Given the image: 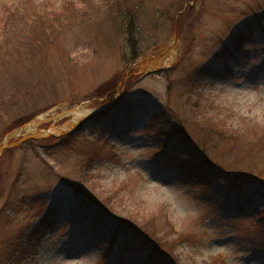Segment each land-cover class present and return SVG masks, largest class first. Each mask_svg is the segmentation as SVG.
Segmentation results:
<instances>
[{
    "label": "rangeland",
    "instance_id": "obj_1",
    "mask_svg": "<svg viewBox=\"0 0 264 264\" xmlns=\"http://www.w3.org/2000/svg\"><path fill=\"white\" fill-rule=\"evenodd\" d=\"M70 1L66 24L22 42L37 11ZM258 17L264 0H0V264H264V192L249 191L264 179V145L228 152L219 131L264 128ZM238 34L240 66L207 73ZM179 128L251 182L200 165ZM71 184L153 225L159 251L132 229L115 233Z\"/></svg>",
    "mask_w": 264,
    "mask_h": 264
},
{
    "label": "trees",
    "instance_id": "obj_2",
    "mask_svg": "<svg viewBox=\"0 0 264 264\" xmlns=\"http://www.w3.org/2000/svg\"><path fill=\"white\" fill-rule=\"evenodd\" d=\"M76 6L75 2L70 1L62 6L61 12L59 11H47L46 13L47 16L43 17L40 12L37 11V16L35 15L33 18L36 19L35 22L32 23L31 29H29L28 34L25 35L24 38H22V42H27L29 45L32 43H35L37 40L41 41L43 37H46V35H49L54 31V28L58 27L59 25H64L66 24L67 21L72 18L70 15H67V12L69 11L70 14L74 12V7ZM68 12V13H69ZM20 15V9L16 8L11 15L16 16V14ZM64 17V18H63ZM257 25L259 27V32H262V39L264 41V20L260 17L257 18ZM129 33H131V28L128 29ZM37 37V38H36ZM50 37V36H47ZM16 42V40L13 41V43ZM19 43V41H17ZM232 43H234V47L230 46L228 43H225L224 46L221 47V49L218 52V58L220 61L223 63V67L218 68V69H212L211 66L205 65L202 66L205 71L212 72L214 71L215 74H220V75H231L233 71V67H239V62L238 59L234 56V53L236 50L242 49V45L244 44V40H242L240 34L238 36H235L232 39ZM231 62V63H230ZM232 64V65H231ZM120 71V70H119ZM117 71V73L119 72ZM115 75V74H113ZM112 75V76H113ZM113 79V77H110ZM114 81V80H113ZM113 81L111 84H113ZM100 90H98L99 92ZM97 92V93H98ZM105 95L107 98H112L113 97V92H106V93H100V95ZM193 109L197 111L207 107V105L202 104L200 100H195L192 103ZM216 109L218 105L214 106ZM211 108V107H210ZM100 114L102 112L97 113L92 116L91 119H97L99 118ZM178 121V120H177ZM241 121V120H240ZM243 121V120H242ZM23 123V122H22ZM22 123H18L16 125H12L10 128L7 130L3 131V134H5L9 129L19 126ZM176 124H179V122H176ZM226 128L224 124L219 125V131L222 132L220 135H223L228 141L229 138V147L230 150L228 152L235 151L236 149L239 148V146L245 147V146H250L255 144L256 146L258 144H263L264 145V128L259 127V125L253 121L252 124L246 125L244 127H241L239 124H236L234 127V130L232 129V135L228 134L229 137H227V132L223 131L222 129ZM179 134L182 135L180 137L181 142L189 147V152H191L194 157H196L197 162L201 165H205L208 167H211L213 171L215 172V175L218 178L221 179H228L232 183H237L239 185H242V183H250L252 179L246 178L242 173L238 172L237 170H233V168L227 167L220 165L218 161L212 160L207 152H208V147L206 145L205 141H202L201 143H197L195 139H193L192 135L184 128L181 129L179 128ZM234 132V133H233ZM180 135V136H181ZM54 137V136H53ZM63 138V137H61ZM34 139L33 137H30L27 139V142H31V140ZM31 144V143H29ZM32 145V144H31ZM33 146V145H32ZM8 149V148H6ZM236 152V151H235ZM259 187H255L250 189L249 191L257 192V193H262L264 192V179H260L259 181ZM72 185V184H71ZM73 190L76 192L79 197L84 196L82 199H89L94 205L98 207V212L99 216L102 215V213L105 211L109 212L110 215L115 219V233H119L120 231H124L126 229H132L134 232H136L138 235L142 236L144 239L150 242L152 249H157L158 247L157 242H158V236L155 234V227L151 225L150 223L148 224H143L135 221L128 220L126 217H121L117 215L113 210L109 209L105 203L98 199L93 193L91 192H84L82 189L72 185ZM248 191V192H249ZM249 195L248 199L252 196V194L248 193ZM103 203H102V202ZM245 203V202H243ZM49 222V221H48ZM150 224V225H149ZM35 230L32 229L30 236L32 237L34 235ZM156 244V245H155ZM167 249H170L167 247ZM159 251V250H158Z\"/></svg>",
    "mask_w": 264,
    "mask_h": 264
},
{
    "label": "bare ground",
    "instance_id": "obj_3",
    "mask_svg": "<svg viewBox=\"0 0 264 264\" xmlns=\"http://www.w3.org/2000/svg\"><path fill=\"white\" fill-rule=\"evenodd\" d=\"M174 40H176V38H174ZM172 49H173V47H172ZM80 115H81L80 112H75L74 119H76L78 117H81ZM37 121H38V119L37 120H34L33 122H37ZM33 122L27 125V129L34 126V123Z\"/></svg>",
    "mask_w": 264,
    "mask_h": 264
},
{
    "label": "water",
    "instance_id": "obj_4",
    "mask_svg": "<svg viewBox=\"0 0 264 264\" xmlns=\"http://www.w3.org/2000/svg\"><path fill=\"white\" fill-rule=\"evenodd\" d=\"M77 121H79V120H77ZM73 125H74V123H73V122H71V123L69 124V126H68V127H70V128H71ZM3 147H4L3 145L0 147V151L3 149Z\"/></svg>",
    "mask_w": 264,
    "mask_h": 264
}]
</instances>
